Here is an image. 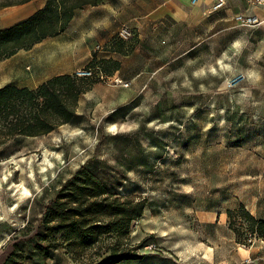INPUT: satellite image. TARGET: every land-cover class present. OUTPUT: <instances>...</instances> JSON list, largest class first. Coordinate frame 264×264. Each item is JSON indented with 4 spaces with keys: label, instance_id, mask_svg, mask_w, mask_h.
I'll use <instances>...</instances> for the list:
<instances>
[{
    "label": "rangeland",
    "instance_id": "obj_1",
    "mask_svg": "<svg viewBox=\"0 0 264 264\" xmlns=\"http://www.w3.org/2000/svg\"><path fill=\"white\" fill-rule=\"evenodd\" d=\"M26 1L0 0V16ZM110 1L125 22L151 9L157 13L165 3ZM125 24L134 37L118 41L128 52L141 42V33ZM177 41L160 37L161 47ZM176 47L165 65L153 63L148 70L143 61L149 50L142 48L137 59L143 73L134 81L122 78L129 88L113 79L88 80L96 84L80 97L69 124L0 148V264L10 257L11 264L101 259L99 249L76 260L64 248L49 257L37 249L46 206L85 164L112 195L147 199L126 243L145 259L127 264H264V241L253 237L245 246L250 235L241 216H235L237 236L227 215L244 207L264 220V97L250 94L245 78L230 84L241 72L222 61L213 70L204 53L203 63L195 64L193 56L178 60ZM135 74L124 72L127 78ZM13 183L28 186L32 196L18 200Z\"/></svg>",
    "mask_w": 264,
    "mask_h": 264
},
{
    "label": "crops",
    "instance_id": "obj_2",
    "mask_svg": "<svg viewBox=\"0 0 264 264\" xmlns=\"http://www.w3.org/2000/svg\"><path fill=\"white\" fill-rule=\"evenodd\" d=\"M215 1L201 0L193 5L192 0H165L157 13L151 9L144 16L127 20L132 28L139 29L141 42L125 54L115 44L127 21L114 2L103 0L97 6L77 10L62 34L44 39L31 49L19 50L0 62V89L15 86L34 90L54 77L74 76L93 62L101 66L100 61L105 60L121 64L110 79L134 81L145 70L137 59L142 48L149 50L143 61L147 68L153 63L165 65L171 48L176 45L178 60L193 56L195 64L203 63L199 58L204 53L212 65L210 68L216 70L222 61L226 69L245 75L250 94L264 97V6L255 4L254 0H227L222 11L210 14ZM46 3L47 0H32L2 13L0 31L28 20ZM241 14L257 17L261 25L240 27L235 18ZM172 32L177 33L173 36ZM160 37L178 41L161 47ZM155 49H161L159 57H155ZM127 69L137 74L127 78L124 76Z\"/></svg>",
    "mask_w": 264,
    "mask_h": 264
},
{
    "label": "trees",
    "instance_id": "obj_3",
    "mask_svg": "<svg viewBox=\"0 0 264 264\" xmlns=\"http://www.w3.org/2000/svg\"><path fill=\"white\" fill-rule=\"evenodd\" d=\"M32 0L26 1V3ZM76 0H47L45 7L28 20L0 31V62L19 50L31 49L49 37L62 34L75 16L85 6H97ZM123 42V41H121ZM126 52L119 41L115 44ZM102 72L111 77L121 64L112 60L100 61ZM95 67L96 63H92ZM74 76H57L34 90L6 86L0 89V148L16 138L46 136L59 127L69 124L76 117V108L82 95L93 85ZM148 205L147 199L131 196L117 197L87 165H83L62 187L55 199L45 208L41 230L37 233V249L44 257L52 250L64 248L73 259L86 252L99 249L101 259L91 264H127L142 261L145 255L128 248L126 244L134 221L140 220ZM230 226L234 228L235 216H241V224L250 237L264 241V220L257 219L246 208L228 211ZM246 235V236H247ZM42 244H47L43 247ZM11 257L4 264H11Z\"/></svg>",
    "mask_w": 264,
    "mask_h": 264
},
{
    "label": "built area",
    "instance_id": "obj_4",
    "mask_svg": "<svg viewBox=\"0 0 264 264\" xmlns=\"http://www.w3.org/2000/svg\"><path fill=\"white\" fill-rule=\"evenodd\" d=\"M201 0H192L193 5H197ZM255 4L260 5V6H264V0H254ZM227 5V0H216L215 4L212 6V8L209 10L210 14H214L217 12L222 11ZM237 24L242 27V28H256L259 27L261 25V21L257 18V17H253V16H247V15H238L235 18ZM118 37L120 40L124 41V42H128L130 41L134 35H133V31L130 27H128L127 25H124L119 33H118ZM75 76L77 78L80 79H98L102 82H106L111 80L108 76H106L103 72L102 69L99 66H95V67H86L83 69L78 70L75 73ZM244 78L246 79V77L244 76V74L238 73V75H234L232 76V79L229 81L230 84H238L239 81H243ZM113 82L118 85L121 86L125 89L129 88L131 86L130 82H124L122 79H113Z\"/></svg>",
    "mask_w": 264,
    "mask_h": 264
},
{
    "label": "bare ground",
    "instance_id": "obj_5",
    "mask_svg": "<svg viewBox=\"0 0 264 264\" xmlns=\"http://www.w3.org/2000/svg\"><path fill=\"white\" fill-rule=\"evenodd\" d=\"M13 186L15 187V191L18 193V200H22L23 198H26L28 196H32V191L31 189L26 186L25 184L16 185L13 183ZM24 200V199H23Z\"/></svg>",
    "mask_w": 264,
    "mask_h": 264
}]
</instances>
